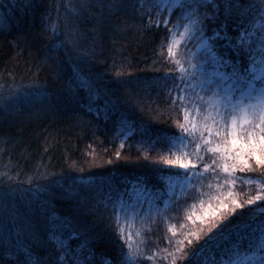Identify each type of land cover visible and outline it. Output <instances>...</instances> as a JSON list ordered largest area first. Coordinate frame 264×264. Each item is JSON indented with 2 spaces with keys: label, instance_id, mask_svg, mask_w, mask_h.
Wrapping results in <instances>:
<instances>
[{
  "label": "trees",
  "instance_id": "1",
  "mask_svg": "<svg viewBox=\"0 0 264 264\" xmlns=\"http://www.w3.org/2000/svg\"><path fill=\"white\" fill-rule=\"evenodd\" d=\"M78 2L0 1V96L27 91L34 83L42 85L48 93L43 103L21 105L19 109L0 106V191L19 186L22 191L32 193L36 184L51 182L47 194L52 195L53 211L72 218L78 226L119 239L120 198L126 197L135 185H141L163 202L167 198L168 178L180 174L179 169L158 170L176 168L161 161V157L175 158V150L169 152L162 143L150 147L148 141L149 132L155 140L178 131L177 122L183 123L182 102L174 99L175 90L169 92L171 81L169 87L155 82L165 74H177L168 43L181 13L174 8L171 13L163 10L158 16L155 8L149 10L150 14L138 8L98 24L78 15L75 11ZM261 18L264 13L254 12L245 25L247 31H254ZM163 19L170 21L167 27L163 23L156 27L155 22ZM53 27L60 29L55 35L50 30ZM226 27L239 39L235 23L229 22ZM260 33L259 30L254 39L246 38L253 49L260 44ZM73 39L90 57L83 62V68L102 89L91 111L86 88H81L78 96L65 89L73 53L69 52L71 44L64 46L61 41ZM249 63L250 59L243 61L245 69ZM149 81L154 83L147 88L141 86ZM108 98H119V103L105 110ZM249 164L252 167L243 172L237 169L235 175L240 179L235 185H228L232 199L245 205L236 209L244 214L236 217L237 223L249 214L264 212V207H258L260 201L256 205L246 203L261 189L258 184L249 185L244 180L264 177V167L254 159H249ZM81 176H91L98 184L89 201L78 205L59 192L63 191L61 186H66V180ZM132 181L138 183L133 185ZM52 189H57V194L53 195ZM169 208L173 224L168 227L174 228L169 229L163 221L147 224L142 229L147 243L138 247L142 255L135 264H188V256L199 245L205 249L201 260L211 258L213 248L205 244L212 235L208 227L218 223L220 214H227L226 210H218L215 217L210 215L191 222L179 215L172 204ZM217 241L224 243L219 237ZM76 243L73 242L74 246ZM93 246L97 251L95 264H100L99 254L106 249L115 264L118 257L115 245ZM245 251L250 254L255 249H241L242 254Z\"/></svg>",
  "mask_w": 264,
  "mask_h": 264
},
{
  "label": "snow or ice",
  "instance_id": "2",
  "mask_svg": "<svg viewBox=\"0 0 264 264\" xmlns=\"http://www.w3.org/2000/svg\"><path fill=\"white\" fill-rule=\"evenodd\" d=\"M138 8H144L145 12L155 8L158 16L163 10L171 13L172 9H178L181 15L177 17L170 36L175 42L172 34L183 26L187 43L196 48L186 57L191 71L182 68L183 75L179 80L165 74L155 81L165 87H169L168 82L171 81L170 93L173 90L191 93L188 103L200 117V122L196 123L189 119L185 110V122H177L178 131L166 133L155 140L149 132L150 147L162 143L169 152L174 149L178 153L175 158L161 157L162 164L176 168L158 170L175 172L184 169V177L190 184L192 181L201 182L203 173L193 162L194 156L197 162L203 164L204 172L216 178L219 186L221 172L224 173V184L235 185L240 179L235 175L237 169L243 172L252 167L249 159L264 167V37L258 48L253 49L250 39H246L253 33L245 27L254 12L264 13V0H79L75 11L99 24L110 17L135 12ZM181 21L185 23L181 25ZM169 22L168 19L157 20L155 26L163 23L167 27ZM229 22L235 23L239 39L230 34L231 29L226 27ZM50 30L55 35L60 29L53 27ZM61 43L64 46L71 44L69 52L73 53V63L69 66L71 74L65 89L70 95L78 96L79 90L86 88L88 110L91 111L92 103L100 98L102 89L82 66L90 57L78 47L75 39ZM257 52L260 54L257 62L261 67L257 69L254 63L251 69H245L243 61L246 58L255 59ZM152 83L142 82L141 86L147 88ZM47 95L42 85L34 83L27 91L0 96V102L4 109L13 106L19 109L21 105L43 103ZM174 99L183 100V97ZM118 103L119 98H108L105 110ZM202 108L204 111H201ZM241 124L243 128L238 132V125ZM229 127L230 142L224 135ZM244 182L258 184L261 189L247 199V205H256V201H260L258 207H264V177L247 178ZM132 183L135 185L138 181ZM97 184L91 176L70 178V181H65L66 186H61L63 191L59 194L82 205L89 201ZM50 187L51 182L48 185L36 184L32 193L22 191L19 186L0 191V264H95L97 251L93 245L100 243L117 247L115 264H135L138 261L142 253L128 241L121 243L123 234L117 239L103 231L78 226L72 218L53 211L52 195L47 194ZM52 193L57 194V189H52ZM228 195L232 197L233 194L229 192ZM231 204L232 207H229L228 203L220 201L217 207L226 210L227 214H220L219 222L208 227L212 235L205 244L213 248L211 258L201 260L205 249L204 245H199L188 256V264H252L253 261L264 264V212L249 214L237 223L236 217L244 214L236 209H243L245 205L235 199ZM113 212L116 214L115 207ZM211 213L215 217L216 209H211ZM213 228L216 230L213 231ZM217 237L224 243H219ZM196 238L199 239V235ZM74 241H78L75 246ZM242 248H254L255 251L248 256L246 251L241 253ZM99 259L100 264H114L107 249L99 254Z\"/></svg>",
  "mask_w": 264,
  "mask_h": 264
},
{
  "label": "rangeland",
  "instance_id": "3",
  "mask_svg": "<svg viewBox=\"0 0 264 264\" xmlns=\"http://www.w3.org/2000/svg\"><path fill=\"white\" fill-rule=\"evenodd\" d=\"M1 1V0H0ZM184 21L181 23L183 25ZM262 28V29H261ZM260 30V37H264V18L260 19V22H257L255 26V30ZM251 31L253 35L251 36L253 39L258 34V31ZM174 36L175 42H173L172 37L170 38L169 47H171V52H169L171 58L173 59L176 65L177 74L175 77L179 78L183 75L181 69H186L191 71L189 65L186 62V57L189 52H195L196 48L192 43H187V38L184 35V28L181 26L175 33L172 34ZM187 43V47L185 44ZM202 58V57H201ZM260 54H256L255 59H250V63L246 69H251L253 64L257 69L261 67L259 61ZM207 70H211V67L208 66ZM176 96H182V108H183V117L185 115V110H187V114L189 115V119L193 120L196 123L200 122V117L196 115L193 110V106L188 103V98L191 96V93L185 92H177L175 91ZM201 95H207L205 93H201ZM239 95V92L236 93ZM15 99V98H14ZM3 103L0 102V106ZM3 106V105H2ZM199 107V104L196 105ZM206 107V106H205ZM201 111H204L202 108ZM183 118V123H184ZM243 128V125H238L237 131L239 132ZM231 128L229 127L228 132H226L225 138L230 142ZM128 135L130 133L125 132ZM245 137H242L244 139ZM214 146V145H213ZM184 151H191V149H185ZM178 154V153H177ZM193 162L197 163L198 168L201 173H203V178L201 182L192 181L191 184L184 177V169H179L180 174H171L168 178L167 182V198L164 199L163 202H160L159 199L153 194L150 193L149 190L145 189L141 185H135L132 187L126 197H122L119 200V204L117 206V215L119 220L120 232L123 234V239L130 242L134 248H140L143 244L147 243L146 241V232L144 235L143 228L151 224L154 221H163L164 225L168 227L169 224H173L169 220V205H173L176 207L179 215H182L185 220H189L191 222L199 221L207 216L212 215L211 209L222 210V208H218L217 205L220 201H224L226 203H231L232 197H229V192H231V187L224 184L223 176L224 173L221 172V178L219 181V186L217 185V180L215 177L208 175L204 172L203 164L199 163L195 160V157H192ZM207 160V156H205ZM219 159V157H217ZM211 163V161H208ZM222 161L221 163H223ZM231 163V161H227ZM228 186V187H227ZM232 193V192H231ZM165 212H168L167 215ZM182 218V219H183ZM180 221L183 223V220ZM152 220V221H150ZM150 221V222H149ZM169 229H173L174 227H168ZM254 251L247 254L251 256ZM155 257V256H154ZM152 257V258H154ZM243 255H241V259ZM247 264V262H245ZM252 264H258L257 261H253Z\"/></svg>",
  "mask_w": 264,
  "mask_h": 264
}]
</instances>
